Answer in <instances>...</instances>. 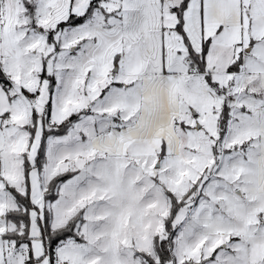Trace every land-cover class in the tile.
I'll return each instance as SVG.
<instances>
[{
	"label": "snow or ice",
	"instance_id": "obj_1",
	"mask_svg": "<svg viewBox=\"0 0 264 264\" xmlns=\"http://www.w3.org/2000/svg\"><path fill=\"white\" fill-rule=\"evenodd\" d=\"M0 264H264V0H0Z\"/></svg>",
	"mask_w": 264,
	"mask_h": 264
}]
</instances>
